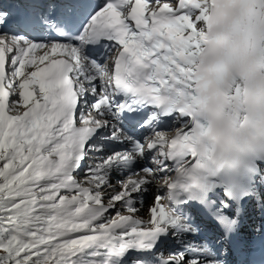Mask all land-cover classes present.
Segmentation results:
<instances>
[{
	"label": "snow or ice",
	"instance_id": "obj_1",
	"mask_svg": "<svg viewBox=\"0 0 264 264\" xmlns=\"http://www.w3.org/2000/svg\"><path fill=\"white\" fill-rule=\"evenodd\" d=\"M9 16L0 9V264H125L197 234L192 203L214 237L156 264H264V221L258 234L243 222L248 204L264 213V0H40L13 33ZM134 117L143 142L125 131ZM111 141L131 147L104 154ZM90 153L102 155L86 164ZM121 169L132 175L117 189ZM158 176L167 194L139 219L133 196ZM117 203L129 214L107 218Z\"/></svg>",
	"mask_w": 264,
	"mask_h": 264
},
{
	"label": "rangeland",
	"instance_id": "obj_2",
	"mask_svg": "<svg viewBox=\"0 0 264 264\" xmlns=\"http://www.w3.org/2000/svg\"><path fill=\"white\" fill-rule=\"evenodd\" d=\"M106 52L108 53V56H113V55H111L112 52L110 50H108ZM105 62L110 64V60H108V59H106ZM89 99H91V94L89 95ZM80 111L87 112L88 111L87 106L84 105L83 103H81ZM177 124L178 123L176 121H173V120L168 122V123L159 121L157 127L159 128V130L168 131V132L172 133V131L176 128ZM160 126H161V128H160ZM131 127H133V129H131V131H127L128 129H125V131L129 135H133L135 138L140 139L142 142H143L144 138L151 135V133L149 131L140 128L137 123ZM103 131H104V134L107 135L111 132V128L105 129ZM121 146H124V148H121ZM105 147H106V153H104V154H107V152H110L113 149H115L116 151H123L126 148H130L131 145H128L126 143H119L116 141H111V142H105ZM93 154H94V156L97 157V159L99 158L100 155H102V154H97V153H93ZM153 155H155V153H153ZM140 163L143 164L144 166H153V167L155 166L154 164L151 163L150 158H149V161H147V162L140 161ZM133 171L138 172L139 169L133 168ZM114 174H117V175H114ZM114 174H112L110 176L111 184L115 188L118 189L119 185L117 183V177H119L120 179H127V176L132 175V172L130 171V172L125 173L124 175H121V176L118 175V172L114 173ZM77 179L79 181H84V179H85L84 172H82L79 176H77ZM112 191H113V187H108L105 189V197H104L105 203H107L108 195ZM166 194H167V189L160 186L159 176H158L157 182L150 185L148 187V190L146 192H144L143 194H141V196L139 197V199H140L139 204L135 203V207L138 209V211L135 213V216L139 219L147 220L148 219V209L153 204L154 197L156 195H160L163 197V196H166ZM116 212H120V213L125 214V215L129 214L126 210V206L123 203H117L115 208L110 209V212L105 214V215L107 218L111 219L116 215ZM190 238L193 239L191 236H183V237H178V238L170 237L168 239V241L164 244L165 247H163L160 252H166L167 251L166 248H168V246L171 248V250H173V249L179 250L180 248H183V244H181L180 241L183 240L185 242H188L187 240H191Z\"/></svg>",
	"mask_w": 264,
	"mask_h": 264
},
{
	"label": "bare ground",
	"instance_id": "obj_3",
	"mask_svg": "<svg viewBox=\"0 0 264 264\" xmlns=\"http://www.w3.org/2000/svg\"><path fill=\"white\" fill-rule=\"evenodd\" d=\"M108 50H111V48H108L106 51ZM103 53V52H102ZM109 92H111V89L109 88ZM15 96H12L10 97V100H15ZM115 99H118V97H115ZM123 125H124V128L125 129H128L127 131H131V129H133V127L130 126L129 123H127L126 121L123 122ZM161 128V126H160ZM109 133V132H108ZM121 148H124V146H121ZM89 163H91V159H89ZM169 163V162H168ZM170 165V164H169ZM171 166V165H170ZM171 168L173 169V167L171 166ZM130 171H127V170H124V169H121L119 172H118V175H124L125 173H128ZM174 173V169L171 170V171H168L166 174L168 176H171L173 175ZM114 175H117V174H114ZM78 176V175H77ZM77 176H75V178L77 179ZM173 177V176H172ZM78 180V179H77ZM79 181V180H78ZM141 196V194H134L133 196V199H134V202L135 203H138L139 204V197ZM163 202H166V201H163ZM188 212L191 213V216L193 218V221H195V218H196V215H194L191 211L189 210H186ZM110 212V210H109ZM108 212V213H109ZM107 214V213H106ZM251 218H256L254 220H252V225L248 228L249 230H255L256 232L259 231L260 229V225L262 223V221H264V213L261 212L260 210V207H259V204L257 203L255 206H253L252 204H250L247 208V215L244 217V221L243 222H246V221H249ZM245 224V223H244ZM246 225V224H245ZM247 227V225H246ZM210 231V228L209 226L206 227V229H201L200 228V231L195 234L194 236L193 235H188V236H191L193 239L191 240H187L188 242L186 243H190L192 245H199L201 243H203L204 241L206 240H211L209 238H207V236L205 235L206 232H209ZM165 247V245L163 244L159 249L158 251L160 252V249ZM167 247V246H166ZM184 247V245H183ZM167 251L166 252H160V254L158 253V251H156L154 254H151V253H136V252H133V253H130L129 256L127 257L126 261H135V259L137 257H140V258H144V257H155V256H164V255H168L169 252L171 251V248L168 246V248H166ZM189 255H194V253H189ZM125 261V262H126Z\"/></svg>",
	"mask_w": 264,
	"mask_h": 264
}]
</instances>
